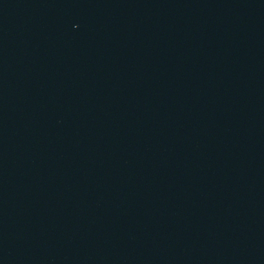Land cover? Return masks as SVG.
I'll return each instance as SVG.
<instances>
[{
    "label": "water",
    "instance_id": "water-1",
    "mask_svg": "<svg viewBox=\"0 0 264 264\" xmlns=\"http://www.w3.org/2000/svg\"><path fill=\"white\" fill-rule=\"evenodd\" d=\"M0 264H264V0H0Z\"/></svg>",
    "mask_w": 264,
    "mask_h": 264
}]
</instances>
